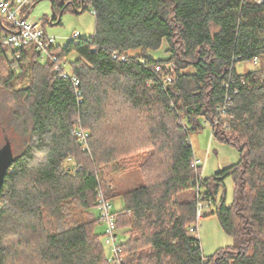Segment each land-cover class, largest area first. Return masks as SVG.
Masks as SVG:
<instances>
[{
    "label": "trees",
    "instance_id": "obj_1",
    "mask_svg": "<svg viewBox=\"0 0 264 264\" xmlns=\"http://www.w3.org/2000/svg\"><path fill=\"white\" fill-rule=\"evenodd\" d=\"M48 1L55 22L75 9V0ZM79 4L91 9L94 34L52 47L64 66L75 55L76 87L33 46L0 43V127L10 141L19 135L0 189V264H109L95 214L107 185L106 197L122 201L121 264H264V0ZM4 19L0 39L13 30ZM163 42L165 60L147 56ZM239 62L255 68L239 74ZM168 63L171 83L154 70ZM200 120L239 154L206 178L190 167ZM126 173L132 186L119 192L112 178ZM227 177L232 203L222 198L209 215L233 245L204 257L192 231L196 188L209 207ZM188 190L194 197L178 201Z\"/></svg>",
    "mask_w": 264,
    "mask_h": 264
},
{
    "label": "rangeland",
    "instance_id": "obj_2",
    "mask_svg": "<svg viewBox=\"0 0 264 264\" xmlns=\"http://www.w3.org/2000/svg\"><path fill=\"white\" fill-rule=\"evenodd\" d=\"M52 18L51 3L48 0H40L31 8L28 20L38 22L48 36L55 38L56 45L59 46L66 45L71 39L73 32H78L79 37L84 39L94 34V15L92 14L91 9L81 12L79 0H75V9L70 8L61 15L59 22L52 21ZM7 22L8 21L4 19V23L8 24ZM3 35L4 34L1 33V36ZM165 49L166 44L163 42L159 49L149 51L147 56L155 60H165L168 56ZM136 53H138V51L131 52V54ZM74 58V54H71L66 58L64 68L67 74H71L68 62ZM255 65H257V63ZM254 68L255 66L250 62H239L235 65L236 72L239 74L249 72ZM200 122L202 124V130L198 132H191L189 135V141L193 149L194 158L200 161L201 177L206 178L212 176L221 169L237 163L239 154L236 148L231 145L221 143L213 137L208 124H204L202 120H200ZM12 138L13 140L10 141L7 136V132L2 130L0 127V147H2L6 141H9L10 144L12 143V148L17 150L19 145V135L13 133ZM133 178L132 174H120L112 178V183L115 184L116 189H118L119 192H122L132 186ZM136 179L137 178H135L134 182ZM106 183L110 184L108 182ZM192 197H194L193 191L188 190L180 193L177 200L182 202ZM222 198H224L226 205H230L232 203L233 182L231 177L225 178L223 186L218 189L215 197L216 202L211 204L209 207H204L201 217L197 219L196 223L192 227L193 233L199 240L202 255L204 257H209L215 254L218 250L233 245L232 237L228 236L222 230L216 215H209L210 211H214L219 205ZM110 204L112 211H118L122 207L121 198L115 197L111 199ZM203 204L206 206V202ZM95 214H97L96 211ZM104 228V224L101 223L97 226V231L102 233ZM123 240V235L118 231V242Z\"/></svg>",
    "mask_w": 264,
    "mask_h": 264
},
{
    "label": "built area",
    "instance_id": "obj_3",
    "mask_svg": "<svg viewBox=\"0 0 264 264\" xmlns=\"http://www.w3.org/2000/svg\"><path fill=\"white\" fill-rule=\"evenodd\" d=\"M260 3L261 0H255ZM33 4V0H0V16L4 17L10 26L12 27V32L4 34L0 43L13 49H19L25 46H33L35 50L39 53V61L41 63H51L55 65L56 71H60L63 78L70 79L73 86L78 85V81L71 74L65 72L64 64L58 59V56L52 51V47L56 45L54 37L47 35L45 30L41 25L34 21L28 20L29 17V7ZM79 34L77 32L72 33L71 38H77ZM19 55H15V59H18ZM257 63V59L253 60V64ZM14 68L17 69V64L14 63ZM173 64H157L154 67L155 72L165 71V77L163 80L166 83H171L174 80V75L172 73ZM227 106L228 104L225 103ZM217 111H222L219 108ZM81 139L86 137L82 131L78 133ZM190 167L197 170L200 167V161L193 159ZM199 178H201V173H199ZM108 185L106 189H108ZM106 189H99L97 193V217L100 223L104 224V232L102 241L107 249V261L109 264H121L122 259L119 256L118 247V236L117 227L114 211L110 204V200L106 197ZM197 193V216L201 217V212L204 208L199 197V187L196 188ZM207 207V206H206Z\"/></svg>",
    "mask_w": 264,
    "mask_h": 264
},
{
    "label": "water",
    "instance_id": "obj_4",
    "mask_svg": "<svg viewBox=\"0 0 264 264\" xmlns=\"http://www.w3.org/2000/svg\"><path fill=\"white\" fill-rule=\"evenodd\" d=\"M54 16V13L52 12ZM60 17L58 18V21ZM14 161V155L9 141H6L2 147H0V189L3 185L4 177Z\"/></svg>",
    "mask_w": 264,
    "mask_h": 264
},
{
    "label": "crops",
    "instance_id": "obj_5",
    "mask_svg": "<svg viewBox=\"0 0 264 264\" xmlns=\"http://www.w3.org/2000/svg\"><path fill=\"white\" fill-rule=\"evenodd\" d=\"M104 231V230H103Z\"/></svg>",
    "mask_w": 264,
    "mask_h": 264
}]
</instances>
